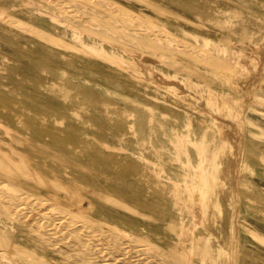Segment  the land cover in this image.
Here are the masks:
<instances>
[{
    "label": "rangeland",
    "instance_id": "rangeland-1",
    "mask_svg": "<svg viewBox=\"0 0 264 264\" xmlns=\"http://www.w3.org/2000/svg\"><path fill=\"white\" fill-rule=\"evenodd\" d=\"M109 1L106 0L104 5L98 0H0V18L6 20L0 19V126L4 124L3 127H8V130L0 128V147L6 151L10 147V153L14 157L29 160V167L36 163L40 171L53 174V177H58L64 183L76 186L73 188L76 191L70 188L48 196V193L35 184L21 186L0 179L4 185L0 184V197L3 198H0V264H172L175 258L179 264L203 263L198 257V241L203 231L199 226H192L193 212L185 201L188 189L178 184L182 183L179 177L187 174H182L181 163L188 161L193 165L198 164L199 159L206 157L205 154L213 149V144L219 141L220 132L214 126L215 118L226 126L222 133L234 140L235 153L237 152L232 161L233 187L227 190L229 197L233 195L230 199L236 211L232 220L235 232L232 241L235 250L232 248L234 253L230 254L232 263L264 264V0ZM140 1L143 3L140 4ZM68 2L70 3L67 5ZM84 5L86 8L88 6L89 15L84 13L87 10ZM120 18L124 23L119 21ZM7 21L16 22L19 27L12 26ZM130 22L137 23L130 25ZM121 24L123 25L120 26ZM28 27L33 28L32 33L35 30L44 31L58 41L52 46L51 43L38 41L32 37L33 34L28 33ZM81 37L87 43L91 39L100 40L105 46L110 45L121 52L133 49L132 51L150 55L149 58L153 60L148 66V73L142 74L136 63L132 62H126L125 67L132 68L134 72L138 70L137 73L131 74L128 69L126 72V68L117 63H110L88 51ZM65 46L69 47L68 50ZM253 54H257L258 61H248L247 57ZM116 57L119 60V56ZM16 94L19 98H16ZM51 110L57 115L50 113ZM54 126L56 127L52 128ZM36 130L40 133L39 136H36ZM68 141L70 145L67 144ZM77 141L83 142L80 144ZM48 148L56 149V153ZM41 153L44 154L40 155ZM61 155L65 158H61ZM62 159H66L65 162ZM54 163L56 166H53ZM54 167H57V171ZM75 167L78 169H74ZM18 170L24 173L27 169L20 167ZM58 172L61 178L57 175ZM189 174L190 172L188 176ZM112 176L117 177L114 180ZM67 178L70 182L66 181ZM5 185L11 188L8 189ZM118 189H122V193ZM134 192L136 193L133 194ZM21 193L40 197L43 206L32 204ZM80 193L87 196L85 200L79 199L82 196ZM55 197L58 203L52 199ZM236 204H239L238 207ZM131 208L140 211L143 219H139ZM56 210L58 211L55 212ZM145 215L148 216L147 219ZM31 232L33 233L30 234ZM112 233H117L119 238L116 239ZM125 241L130 248L123 247ZM192 252H196L195 255ZM259 258L260 262L256 260ZM209 260L203 264H212Z\"/></svg>",
    "mask_w": 264,
    "mask_h": 264
},
{
    "label": "bare ground",
    "instance_id": "bare-ground-1",
    "mask_svg": "<svg viewBox=\"0 0 264 264\" xmlns=\"http://www.w3.org/2000/svg\"><path fill=\"white\" fill-rule=\"evenodd\" d=\"M36 1H38V0H36ZM46 1H48V0H46ZM51 1V0H50ZM57 1V0H56ZM86 1V0H85ZM98 1H102V0H98ZM111 1V0H110ZM109 1V2H110ZM9 2H11V1H9ZM40 2V1H39ZM62 2V1H61ZM60 2V3H61ZM90 2H91V0H90ZM92 2H94V1H92ZM97 2V1H96ZM95 2V3H96ZM106 2V0L105 1H102L101 3L103 4L104 3V5L106 4L105 3ZM123 2V1H122ZM136 2V1H135ZM141 2L142 1H140V4H141ZM2 3V2H1ZM5 3V2H4ZM49 3V2H48ZM51 3V2H50ZM70 2H68L67 3V5L69 4ZM95 3H93V4H95ZM98 3V2H97ZM96 3V4H97ZM143 3V2H142ZM10 4V3H9ZM15 4V3H14ZM43 4V3H42ZM53 4H55V3H53ZM62 4V3H61ZM65 4V3H64ZM63 4V5H64ZM71 4H73V3H71ZM92 4V3H91ZM102 4H100V5H102ZM156 4V3H155ZM159 4V3H158ZM157 4V5H158ZM2 5V4H1ZM41 5V4H40ZM44 5H46L45 3H44ZM57 5V4H56ZM59 5V4H58ZM57 5V6H58ZM76 4H74V6H75ZM78 5V4H77ZM98 5H99V3H98ZM109 5V4H108ZM107 5V6H108ZM3 6H6V5H3ZM9 6V5H8ZM54 5H52V7H53ZM60 6V5H59ZM85 6V8H86V5H84ZM92 6V5H91ZM143 6H145V5H143ZM7 7V6H6ZM68 7V6H67ZM101 7V6H100ZM109 8L111 7L110 5L108 6ZM113 7V6H112ZM7 8H9V7H7ZM6 8V9H7ZM53 8H55V7H53ZM61 8V7H60ZM62 8H64V7H62ZM79 8H81V7H79ZM95 8V7H94ZM93 8V10H95ZM118 8V7H117ZM148 8V7H147ZM59 9V8H58ZM65 9H66V7H65ZM82 9V8H81ZM87 10H86V12H84V13H87L88 12V6H87V8H86ZM90 9H92V8H90ZM98 9V8H97ZM106 8H104V10H105ZM119 9H120V7H119ZM154 9V8H153ZM9 10V9H8ZM83 10V9H82ZM99 10H100V8H99ZM103 10V11H104ZM107 10H108V8H107ZM116 10V9H115ZM121 10V9H120ZM165 10V9H164ZM19 11V10H18ZM50 11V10H49ZM62 11H64V10H62ZM68 11H70L69 10V8H68ZM101 11V10H100ZM124 11V10H123ZM7 12V11H6ZM12 12V11H11ZM16 12V11H15ZM55 12V11H54ZM66 12H67V10H66ZM90 12V11H89ZM95 12V11H94ZM114 12V11H113ZM125 12V11H124ZM156 12V11H155ZM159 12V11H158ZM49 13V12H48ZM68 13V12H67ZM93 13V12H92ZM98 13V12H97ZM97 13H96V15H97ZM118 13V12H117ZM164 13H166V12H164ZM163 13V15H166V14H164ZM171 13V12H170ZM10 14V13H9ZM14 14V13H13ZM19 14H21L20 12H19ZM24 14H25V12H24ZM27 14V13H26ZM25 14V15H26ZM50 14H52V13H50ZM74 14V13H73ZM88 14V13H87ZM86 14V15H87ZM107 14V13H106ZM112 14V13H111ZM168 14H169V12H168ZM6 15V14H5ZM30 15V14H29ZM53 15V14H52ZM89 15V14H88ZM94 15H95V13H94ZM99 15H100V13H99ZM98 15V16H99ZM118 15V14H117ZM147 15V14H146ZM157 15V14H156ZM61 16V15H60ZM59 16V17H60ZM83 16V15H82ZM98 16H95V18L96 17H98ZM108 16V15H107ZM111 16V15H110ZM132 17H134V15H131ZM142 16V15H141ZM8 17V16H7ZM20 17H22V16H20ZM19 17V18H20ZM24 17V16H23ZM58 17V18H59ZM63 17V16H62ZM94 17V16H93ZM112 17V16H111ZM2 18V17H1ZM0 18V19H1ZM14 18V17H13ZM109 18V17H108ZM127 18V17H126ZM130 18V17H129ZM137 18V17H136ZM3 19V18H2ZM61 19V18H60ZM63 19V18H62ZM94 19V18H93ZM97 19V18H96ZM104 19V18H103ZM114 19V18H113ZM118 19V18H117ZM116 19V20H117ZM131 19V18H130ZM138 19V18H137ZM4 20V19H3ZM2 20V21H3ZM17 20H19V19H17ZM26 20V19H25ZM73 20V19H72ZM83 20V19H82ZM97 20H100V19H97ZM105 20V19H104ZM123 20V19H122ZM121 20V18H120V20L119 21H121V22H123ZM135 20V19H134ZM133 20V21H134ZM1 21V22H2ZM5 22H6V20H4ZM31 21H34V20H31ZM75 21H77V20H75ZM95 21V20H94ZM114 21V20H113ZM129 21H131V20H129ZM140 21V20H139ZM8 22V21H7ZM35 22V21H34ZM70 22V21H69ZM73 22V21H72ZM89 22H90V20H89ZM120 22V23H121ZM144 22V21H143ZM10 25H12V26H15V27H19L18 26V24L16 23V22H12V21H10V22H8ZM37 23V22H36ZM64 23H66V22H64ZM88 23V22H87ZM93 23V22H92ZM111 23V22H110ZM109 23V24H110ZM124 23V22H123ZM126 23H128V22H126ZM137 23V22H136ZM136 23H134V24H136ZM139 23V22H138ZM148 23H150V22H148ZM34 24V23H33ZM32 24V25H33ZM40 24V23H39ZM68 24V23H67ZM95 24V23H94ZM111 24H113V23H111ZM132 23L130 22V25H131ZM134 24H132V25H134ZM145 24V23H144ZM194 24V23H193ZM200 24V23H199ZM198 24V25H199ZM28 25V24H27ZM38 25V24H37ZM77 25V24H76ZM90 25V24H89ZM114 25V24H113ZM123 24H121L120 26H122ZM125 25V24H124ZM6 26H8V25H6ZM42 26V25H41ZM108 26V25H107ZM150 26V25H149ZM200 26V25H199ZM78 27H80L79 25H78ZM86 27H88V25L86 26ZM93 27H95V26H93ZM92 27V28H93ZM101 27V26H100ZM128 27V26H127ZM137 27V26H136ZM143 27V26H142ZM147 27V26H146ZM29 28V27H28ZM46 28V27H45ZM64 28V27H63ZM89 28V27H88ZM96 28H97V26H96ZM117 28V27H116ZM120 28V27H119ZM122 28H124V26L122 27ZM131 28H133V27H131ZM138 28V27H137ZM144 28V30L146 29L145 28V26L143 27ZM30 29V28H29ZM56 29V28H55ZM87 29V28H86ZM112 29V28H111ZM121 29V28H120ZM125 29V28H124ZM140 29V28H139ZM147 29H149V28H147ZM1 30V29H0ZM15 30V29H14ZM35 30V29H34ZM80 30V29H79ZM95 30V29H94ZM96 30H98V29H96ZM106 30H107V28H106ZM115 30V29H114ZM126 30V29H125ZM142 30V29H141ZM144 30H142L143 32H144ZM150 30H151V28H150ZM28 31V30H27ZM31 31V32H30ZM32 31H33V28L32 29H30L29 30V32L28 33H31V34H33L32 35V37L34 36V39L35 38H37V40L39 39V40H41V41H43L45 44L46 43H51V45L50 46H52V44L53 43H55V41H58V40H56V38L55 37H53V36H51V35H48V34H45V32L43 31V32H41V31H36L35 30V32L34 33H32ZM88 31H90V30H88ZM92 31V30H91ZM108 31V30H107ZM115 31H117V30H115ZM119 31V30H118ZM117 31V32H118ZM121 31V30H120ZM147 31V30H146ZM145 31V32H146ZM152 31H154V30H152ZM152 31H151V33H152ZM158 31V30H157ZM20 32V31H19ZM50 32V31H49ZM61 32H63L62 30H61ZM71 32V31H70ZM93 32V31H92ZM116 32V33H117ZM122 32V31H121ZM57 33V32H56ZM65 33V32H64ZM111 33V32H110ZM115 33V32H114ZM123 33V32H122ZM141 33V32H140ZM160 33V32H159ZM23 34V33H22ZM52 34V33H51ZM55 34V33H54ZM58 34V33H57ZM105 34V33H104ZM135 34V33H134ZM142 34V33H141ZM149 34V33H148ZM155 34V33H154ZM27 35V34H26ZM90 35H92V34H90ZM108 35V34H107ZM112 35V34H111ZM111 35H109V36H111ZM144 35V34H143ZM152 35H153V33H152ZM156 35V34H155ZM158 35V34H157ZM89 36V35H88ZM108 36V37H109ZM121 36V35H120ZM151 36V35H150ZM158 36H160L161 37V35H158ZM157 36V37H158ZM162 36H164V35H162ZM103 37V36H102ZM105 37V36H104ZM114 37V36H113ZM123 37H124V34H123ZM123 37H119L118 36V38H123ZM88 38V37H87ZM150 38H152V37H150ZM154 38V37H153ZM89 39H91V38H89ZM123 39H125V38H123ZM38 40V41H39ZM67 40V39H66ZM131 40V39H130ZM129 40V41H130ZM65 41V40H64ZM81 41H83V38L81 37ZM102 41H104V40H102ZM122 41V40H121ZM129 41H128V43H129ZM134 41V40H133ZM147 41H148V39H147ZM70 42V41H69ZM106 42V41H105ZM115 42V41H114ZM131 42V41H130ZM151 42H153V41H151ZM63 43V42H62ZM67 43V42H66ZM66 43H64V44H66ZM125 43H127V42H125ZM131 43H133V42H131ZM34 44H35V42H34ZM40 44H41V42H40ZM68 44V43H67ZM83 44L85 45V48L88 50V51H90L91 53L93 52L95 55H99V56H101L102 58H105L106 60H109V62L111 61V62H115V63H117L118 65H120V66H122V67H124V68H126L125 67V63L126 62H132L133 64H135L136 63V65L138 66V69L141 71V73L142 74H145V73H148V71H149V69H148V66H150V64H151V59L149 58V56L150 55H146V54H144V53H141V52H137V51H132L133 49H129V50H126V51H123L122 50V52L121 51H118V50H116V49H114V48H112V46H105V44H103L100 40H95V39H91V40H89V43H87L86 41L84 42L83 41ZM108 44V43H107ZM116 44V43H115ZM62 45V44H61ZM132 46H133V44H131ZM56 46V45H55ZM64 46V45H63ZM113 46H115V45H113ZM118 46V45H117ZM169 46V45H168ZM167 46V47H168ZM58 47V46H57ZM133 47H135V46H133ZM141 47V46H140ZM40 48V47H39ZM48 48V47H47ZM64 48V47H63ZM65 48L67 49V48H69L68 46L66 47L65 46ZM83 48V47H82ZM120 48V47H119ZM147 48V47H146ZM158 47H156V49H157ZM165 48V47H164ZM170 48V47H169ZM168 48V49H169ZM249 48V47H248ZM48 49H50V48H48ZM124 49V48H123ZM145 49V48H144ZM151 49V48H150ZM172 49V48H171ZM64 50V49H63ZM68 50V49H67ZM147 50V49H146ZM253 51L255 50L254 49V47H253V49H252ZM140 51V50H139ZM156 51V50H155ZM76 52V51H75ZM84 52V51H83ZM150 52H152V51H150ZM153 52H154V50H153ZM56 53H57V51H56ZM77 53H79V52H77ZM175 53V52H174ZM179 53V52H178ZM61 54H63V53H61ZM76 54V53H75ZM80 54V53H79ZM150 54H152V53H150ZM160 54V53H159ZM59 55V54H58ZM257 55V54H256ZM256 55H254L253 54V56H250V57H247V59H248V61L249 60H257L258 61V59H257V56ZM64 56V55H63ZM84 56V55H83ZM116 56H119V60L117 59V57ZM158 56H160V55H158ZM157 56V57H158ZM56 58V57H55ZM80 58V57H79ZM178 58V57H177ZM65 59V58H64ZM92 59V58H91ZM63 60V59H62ZM75 60V59H74ZM77 60V59H76ZM75 60V61H76ZM84 60V59H83ZM95 60V59H94ZM105 60V61H106ZM153 60V59H152ZM98 61V60H97ZM85 62V61H84ZM87 62V61H86ZM99 62V61H98ZM110 62V63H111ZM105 63V62H104ZM108 63V62H107ZM14 64V63H13ZM78 64V63H77ZM93 64V63H92ZM102 64V63H101ZM88 65V64H87ZM104 65V64H103ZM108 65V64H107ZM113 65V64H112ZM60 66V65H59ZM97 66H98V64H97ZM135 66V65H134ZM100 67V66H99ZM104 67V66H103ZM111 67H113V66H111ZM121 67V68H122ZM8 68V67H7ZM100 68H102V67H100ZM6 69V68H5ZM60 69H62V68H60ZM60 69H59V71H60ZM85 69V68H84ZM94 69V68H93ZM97 69V68H96ZM123 69V68H122ZM127 69L131 72V74H133V73H137V71L136 72H134V70H132V68L130 69V68H126V72H127ZM63 70V69H62ZM89 70V69H88ZM124 70V69H123ZM94 71V70H93ZM122 71V70H121ZM1 72V71H0ZM5 72V71H4ZM11 72V71H10ZM96 71H94V73H95ZM112 72V71H111ZM119 72V71H118ZM123 72V71H122ZM43 73V72H42ZM120 73V72H119ZM4 74V73H3ZM62 74V73H61ZM64 74V73H63ZM79 74H81L80 72H79ZM140 74V73H139ZM13 75V74H12ZM17 75V74H16ZM129 75V74H128ZM135 75V74H134ZM138 75V74H137ZM10 76V75H9ZM108 76V75H107ZM222 76V75H221ZM7 77V76H6ZM5 77V78H6ZM16 78V77H15ZM129 78V77H128ZM16 79H18V77L16 78ZM127 79V78H126ZM50 80V79H49ZM102 80V79H101ZM133 80V79H132ZM14 81V80H13ZM16 81V80H15ZM26 81H28V80H26ZM52 81V80H51ZM22 82H23V80H22ZM49 82V81H48ZM47 82V83H48ZM17 83V82H16ZM16 83H14V84H16ZM29 83V82H28ZM31 84V83H30ZM49 84V83H48ZM48 84H46V85H48ZM232 85V84H231ZM57 86V85H56ZM202 86V85H201ZM4 87V86H3ZM12 87V86H11ZM59 87V86H58ZM1 88V87H0ZM8 88V87H7ZM40 88V87H39ZM42 88V87H41ZM46 89V88H45ZM44 89V90H45ZM56 89V88H55ZM62 89V88H61ZM4 90V89H3ZM9 90V89H8ZM7 90V91H8ZM41 90V89H40ZM60 90V89H59ZM6 91V90H5ZM51 91V90H50ZM77 91V90H76ZM10 92V91H9ZM56 92V91H55ZM2 93V92H1ZM45 93V92H44ZM4 94H6V93H4ZM18 94V93H17ZM17 94H16V98H19V97H17ZM75 95V94H74ZM81 95V94H80ZM85 95V94H84ZM10 96V95H9ZM19 96V95H18ZM59 96V95H58ZM64 96V95H63ZM62 96V97H63ZM68 96V95H67ZM23 97V96H22ZM27 97V96H26ZM44 97V96H43ZM60 97V96H59ZM75 97V96H74ZM53 98H54V96H53ZM65 98V97H64ZM68 98V97H67ZM66 98V99H67ZM46 99V98H45ZM56 99V98H55ZM66 99H65V101H66ZM53 100V99H52ZM51 100V101H52ZM56 100H58V99H56ZM59 101V100H58ZM222 101V100H221ZM248 101V100H247ZM15 102H16V99H15ZM37 102V101H36ZM24 103V102H23ZM62 103L63 102H61V105H62ZM187 103V102H186ZM190 103V102H189ZM18 104V103H17ZM67 104V103H66ZM2 105V104H1ZM44 105V104H43ZM68 105V104H67ZM71 105V104H70ZM190 105V104H189ZM24 106V105H23ZM60 106V105H59ZM73 106V105H72ZM186 106H188L187 104H186ZM3 107V106H2ZM61 107V106H60ZM74 107V106H73ZM4 108V107H3ZM20 108H21V106H20ZM23 108V107H22ZM41 108V107H40ZM44 109H45V107H43ZM62 108V107H61ZM60 108V109H61ZM63 108H64V105H63ZM78 108V107H77ZM187 108V107H186ZM189 108V107H188ZM26 109V108H25ZM9 110V109H8ZM11 110V109H10ZM13 110H16V109H13ZM48 110H50V109H48ZM65 110V109H64ZM6 111H7V109H6ZM19 111V110H18ZM1 112V111H0ZM24 112V111H23ZM44 112V111H43ZM50 113L51 112H54V111H49ZM91 112V111H90ZM15 113V112H14ZM17 113V112H16ZM46 113V112H45ZM55 113V112H54ZM108 114V113H107ZM3 115H5V113L3 114ZM7 115V114H6ZM11 115V114H10ZM25 115V114H24ZM27 115V114H26ZM25 115V116H26ZM37 115V114H36ZM53 115H57L56 113L55 114H53ZM109 115V114H108ZM11 116H13V115H11ZM19 116V115H18ZM39 116V115H38ZM41 116V115H40ZM43 116V115H42ZM70 116V115H69ZM5 117V116H4ZM7 117H8V115H7ZM27 117V116H26ZM25 117V118H26ZM30 117V116H29ZM60 117V116H59ZM63 117V116H62ZM12 119H13V117H11ZM36 118V117H35ZM44 118H45V116H44ZM96 118H97V116H96ZM95 118V119H96ZM10 119V118H9ZM28 119V118H27ZM40 119V118H39ZM49 119V118H48ZM47 119V120H48ZM54 119H55V117H54ZM61 119V118H60ZM67 119V118H66ZM71 119V118H70ZM22 120V119H21ZM29 120V119H28ZM28 120H26L25 119V121H28ZM52 120V119H51ZM10 121H11V119H10ZM30 121V120H29ZM35 121H36V119H35ZM43 121V120H42ZM67 121V120H66ZM8 122H9V120H8ZM12 122V121H11ZM17 122V121H16ZM37 122H38V120H37ZM37 122H35V124H37ZM52 122V121H51ZM57 122V121H56ZM61 122H62V120H61ZM69 121H67V123H68ZM79 122V121H78ZM96 122V121H95ZM214 122H215V127H216V129L220 132V135H218L219 136V141L217 142V143H215V144H213V149H211V151H208L209 153H206L205 155H206V157H203V158H200L199 159V162H198V164H195L194 163V165L193 164H191V162L189 163L188 161H183L181 164V166L183 167V173L182 174H184L185 172L187 173L186 175H183V177H179L181 180H182V183H181V185L180 184H178L179 186H181V187H183V188H185V189H188V197L185 199V201L187 202V204H188V207L192 210V214H193V216H192V219H193V222H192V226H199L198 228H202V231H203V235H202V237H201V239L198 241L199 242V245H198V253H199V255H198V257H199V260L201 261V262H205L206 260H209V261H211V263L212 264H233L232 263V256L230 255L231 254V252H233L234 253V251H232V243H234V242H232L233 241V238H234V235H235V232H234V227H233V224L234 223H232V220L234 219V205H233V203H232V196L230 195V197H231V199H230V197L228 196V193H227V190H230V189H232L231 187H233V183H231V180L233 179V177H232V168H233V163H232V161H233V157H234V155H236L237 154V152L235 153V142H234V140L232 139V140H230V138L231 137H226V136H224L223 135V129L224 128H226V126L223 124V122H220L217 118H215L214 119ZM13 123V122H12ZM11 123V124H12ZM58 123H59V121H58ZM84 123H85V121H84ZM3 123H1V125H2ZM29 124H31V123H29ZM33 124V123H32ZM48 124H50V123H48ZM203 124V123H202ZM4 125V124H3ZM3 125L2 126H0V128L2 129V127H3ZM74 125V124H73ZM118 125V124H117ZM147 125V124H146ZM6 126V125H5ZM3 127V128H7V130H8V127ZM8 126V125H7ZM13 126H14V124H13ZM41 126H45V125H42L41 124ZM69 126V125H68ZM103 126V125H102ZM150 126V125H149ZM36 127V126H35ZM38 127V126H37ZM50 127H51V125H50ZM56 126H54V127H52V128H55ZM65 127H67L66 125H65ZM116 127H118V126H116ZM16 128V127H15ZM31 128V127H30ZM40 128V127H39ZM48 128H49V125H48ZM51 128V129H52ZM59 128V127H58ZM57 128V129H58ZM68 128V127H67ZM80 128V127H79ZM230 128V127H229ZM17 129H18V126H17ZM34 129V128H33ZM62 129H64V127L62 128ZM70 129V128H69ZM75 129L77 130V128L75 127ZM75 129H73V130H75ZM80 129H82V127L80 128ZM79 129V130H80ZM83 129H86V128H83ZM114 129H116V128H114ZM119 129V128H118ZM5 131H6V129H4ZM11 130V129H10ZM14 130V129H13ZM19 131H21V129H18ZM40 131H41V129H39ZM54 130V129H53ZM52 130V131H53ZM56 130V129H55ZM60 131H61V129H59ZM65 130V129H64ZM68 130V129H67ZM185 130V129H184ZM229 130V129H228ZM37 131V130H36ZM26 132V131H25ZM34 131H32V133H33ZM38 132V131H37ZM43 132H44V130H43ZM48 132V131H47ZM56 132V131H55ZM75 132V131H74ZM88 132V131H87ZM1 133V132H0ZM7 133V132H6ZM6 133H4L5 135H6ZM10 133V132H9ZM11 133H12V130H11ZM17 133V132H16ZM28 133V132H27ZM35 133V132H34ZM58 133V132H57ZM62 133V132H61ZM76 133V132H75ZM227 133V132H226ZM3 134V135H4ZM12 134H15V132L14 133H12ZM21 134V133H20ZM19 134V135H20ZM38 134H40L39 132L36 134V136L38 135ZM44 134V133H43ZM59 134H60V132H59ZM83 134H85V133H83ZM238 134H239V132H238ZM16 135V134H15ZM22 135V134H21ZM45 135V134H44ZM57 135V134H56ZM76 135V134H75ZM78 135V134H77ZM87 135H89V134H87ZM86 135V136H87ZM108 135V134H107ZM235 135H237V134H235ZM12 136V135H11ZM39 136V135H38ZM41 136V135H40ZM65 136V135H64ZM73 136H74V133H73ZM238 136V135H237ZM2 137V136H1ZM9 137V136H8ZM30 137V136H29ZM32 137H34L33 135H32ZM60 138H61V136H59ZM72 137V136H71ZM76 137V136H75ZM17 138V137H16ZM36 138H40V137H36ZM56 138H57V136H56ZM76 138H78V137H76ZM234 138V137H233ZM1 139V138H0ZM8 139V138H7ZM22 139H24V138H22ZM32 139V138H31ZM45 139V138H44ZM72 139H73V137H72ZM2 140V139H1ZM0 140V141H1ZM41 140V139H40ZM39 140V141H40ZM50 140V139H49ZM63 140V139H62ZM66 140V139H65ZM69 140V139H68ZM78 140H80V138L78 139ZM237 140V139H236ZM5 141V140H4ZM10 141V140H9ZM71 141V140H70ZM74 141V144H75V140H73ZM72 141V142H73ZM95 141V140H94ZM12 142V141H11ZM77 142H79V141H77ZM81 142H83V141H81ZM81 142H79L80 144H81ZM1 143V142H0ZM2 143H3V141H2ZM7 143V142H6ZM10 143V142H9ZM15 143V142H14ZM24 143V142H23ZM69 143V141L67 142V144ZM4 144V143H3ZM12 144V143H11ZM31 144V143H30ZM56 144V143H55ZM62 144V143H61ZM5 145V144H4ZM13 145V144H12ZM26 145H28V144H26ZM56 145H59V144H56ZM63 145V144H62ZM69 145H70V143H69ZM75 145H77V144H75ZM75 145H72V147L73 148H75ZM6 147H7V145H6ZM13 147H14V145H13ZM19 147H20V145H19ZM32 147H33V145H32ZM38 147L40 148L41 147V145H38ZM42 147H43V145H42ZM59 147H60V145H59ZM63 147H64V145H63ZM71 147V148H72ZM77 147H78V145H77ZM236 147H237V144H236ZM1 148V147H0ZM5 148V147H4ZM34 148V147H33ZM46 148V147H45ZM52 148V147H51ZM51 148H48L49 150H51V152H53L52 150H54V149H51ZM82 148V147H81ZM101 148V147H100ZM38 149V148H37ZM65 149V148H64ZM76 149V148H75ZM237 149V148H236ZM5 150V149H4ZM4 150H2V148H1V150H0V179H3V180H8V181H11V182H14V183H16V184H20L21 186H24V185H30L31 186V184H35V186H37V188H39V189H41V190H44L46 193H48V196H49V194H58V193H60L61 191H66V190H70V188L73 190V191H76V190H74L75 189V187L73 186V184L72 185H70L68 182V184H66V183H64L63 182V180H60L58 177H53V174L52 175H48V174H46V173H44L43 171H40L39 169H38V165L36 164V163H33V165L32 166H30L29 167V163H28V161H25V160H21V159H18V158H16V157H14V155L13 154H11L10 153V147H9V152L8 151H4ZM13 149L11 148V151H12ZM18 150V149H17ZM26 150V149H25ZM31 150H33V149H31ZM56 150V149H55ZM54 150V151H55ZM67 150V149H66ZM72 150V149H71ZM71 150H69L68 152L70 153V151ZM80 150V149H79ZM238 150V149H237ZM21 151V150H20ZM27 151V150H26ZM38 151V150H37ZM45 151H46V149H45ZM13 152V151H12ZM22 152V151H21ZM25 152V151H24ZM40 152V151H39ZM38 152V153H39ZM42 152V151H41ZM59 152V151H58ZM57 152V153H58ZM86 152V151H85ZM20 153V152H19ZM34 153V152H33ZM45 153V152H44ZM44 153H41L40 155H42V154H44ZM54 153V152H53ZM55 153H56V151H55ZM65 153V152H64ZM49 154V153H48ZM47 154V155H48ZM71 154V153H70ZM73 154V153H72ZM34 155H37V154H35L34 153ZM50 155V154H49ZM48 155V156H49ZM58 155V154H57ZM57 155H56V157H57ZM69 155V154H68ZM30 156V155H29ZM44 156V155H43ZM51 156V155H50ZM59 156V155H58ZM62 157L61 158H65L63 155H61ZM67 156V155H66ZM132 156V155H131ZM151 156V155H150ZM21 157H23V156H21ZM31 157V156H30ZM29 157V158H30ZM33 157V156H32ZM31 157V158H32ZM36 157H39V156H36ZM79 157V156H78ZM26 158H27V156H26ZM41 158V157H40ZM67 158V157H66ZM73 158H75V157H73ZM113 158H114V156H113ZM240 158V157H239ZM28 159V158H27ZM34 159V158H33ZM54 159V158H53ZM77 159V158H76ZM76 159L74 160V162L76 161ZM84 159V158H83ZM156 159V158H155ZM55 160V159H54ZM60 161H61V159H59ZM63 160V159H62ZM66 160V159H65ZM65 160H63L64 162H65ZM69 160V159H68ZM193 160V159H192ZM43 161V160H42ZM55 161H57V159L55 160ZM71 161H73V160H71ZM78 161V160H77ZM148 161V160H147ZM197 161V160H196ZM36 162H38V161H36ZM46 162H48V161H46ZM81 162V161H80ZM112 162V161H111ZM155 162V161H154ZM39 163H40V160H39ZM38 163V164H39ZM58 163V162H57ZM68 163V162H67ZM66 163V164H67ZM157 163V162H156ZM29 164V165H28ZM61 164V163H60ZM62 164H64V163H62ZM79 163H77V165H78ZM51 165V164H50ZM49 166V165H48ZM53 166H56V163H54V165ZM80 166V165H79ZM147 166V165H146ZM20 167H24V168H26L27 170H25V172L24 173H22V172H19V168ZM40 167H41V163H40ZM43 167H45V164H44V166ZM42 167V168H43ZM69 167H70V165H69ZM73 167V166H72ZM71 167V168H72ZM82 167V166H81ZM145 167V166H144ZM51 168V167H50ZM55 168V167H54ZM57 168V167H56ZM56 168H55V170H56ZM80 168V167H79ZM85 167H83V169H84ZM155 168V167H154ZM44 169V168H43ZM47 170H48V168H46ZM65 169V168H64ZM69 169V168H68ZM73 169V168H72ZM74 169H78V168H74ZM149 169V168H148ZM152 169V168H151ZM54 170V171H55ZM66 170V169H65ZM70 170V169H69ZM80 170H81V168H80ZM86 170V169H85ZM157 170V169H156ZM155 170V171H156ZM51 171H52V169H51ZM50 171V172H51ZM57 171V170H56ZM82 171V170H81ZM142 172H143V169L141 170ZM147 171V170H146ZM153 171V170H152ZM60 172V171H59ZM59 172H58V174L57 175H59ZM87 172V171H86ZM112 172V171H111ZM154 172V171H153ZM188 172H190V174H189V176H188ZM71 173V172H70ZM87 173H89V172H87ZM148 173V172H147ZM56 174V173H55ZM66 173H64V175H65ZM192 174V175H191ZM56 175V176H57ZM68 175V174H67ZM66 175V176H67ZM74 175V174H73ZM60 176V175H59ZM90 176V175H89ZM65 177V176H64ZM76 177V176H75ZM117 177V176H116ZM115 176L113 177L112 176V178H114V180H115V178H116ZM158 177V176H157ZM60 178H61V176H60ZM71 178V177H70ZM101 178V177H100ZM142 178V177H141ZM66 179V178H65ZM68 179V178H67ZM91 179V178H90ZM95 179V178H94ZM180 180V181H181ZM66 181H69L70 182V180L68 179V180H66ZM76 181V180H75ZM160 181V180H159ZM158 181V182H159ZM2 180L0 181V184L2 185V186H4L3 184H2ZM72 182V181H71ZM77 182V181H76ZM73 183V182H72ZM234 183H235V179H234ZM5 184V183H4ZM121 184V183H120ZM146 184V183H145ZM26 185V186H27ZM81 185V184H80ZM124 185V184H123ZM157 185V184H156ZM7 188L9 187L8 185H5ZM29 186V187H30ZM127 186V185H126ZM131 186V185H130ZM154 186V185H153ZM34 187V186H33ZM117 187V186H116ZM124 187V186H123ZM156 187V186H155ZM163 187V186H162ZM238 187V186H237ZM0 188H2V187H0ZM11 187H9L8 189H10ZM23 188H25V187H23ZM28 188V187H27ZM36 188V190L37 191H39L38 189ZM74 188V189H73ZM119 188H120V186H119ZM128 189L130 188V187H127ZM163 188H165V186L163 187ZM3 189H4V187H3ZM32 189V188H31ZM77 189H79L78 187H77ZM84 189V188H83ZM83 189H81V190H83ZM125 189V188H124ZM6 190V189H5ZM11 190H13V188L11 189ZM130 190H131V188H130ZM149 190V189H148ZM171 190V189H170ZM172 190H174V189H172ZM2 191V190H1ZM7 191V190H6ZM32 191H34V188H33V190ZM118 191L120 192V193H122V189H121V191L118 189ZM134 191H136V189L134 190ZM3 192V191H2ZM14 192V191H13ZM12 192V193H13ZM15 192H16V190H15ZM18 192V191H17ZM24 192V191H23ZM22 192V193H23ZM44 192V193H45ZM79 192V191H78ZM82 192V191H81ZM84 192V191H83ZM88 192V191H87ZM105 192H106V190H105ZM131 192V191H130ZM235 192H237V191H235ZM3 193H5V192H3ZM21 193V194H22ZM35 193H37V192H35ZM40 193V192H39ZM85 193H86V191H85ZM115 193V192H114ZM119 193V194H120ZM129 193V192H128ZM136 192H134L133 194H135ZM137 193H138V191H137ZM170 193V192H169ZM175 193V192H174ZM10 194V193H9ZM13 194H15V193H13ZM77 194V193H76ZM81 194V193H80ZM109 194V193H108ZM117 194V193H116ZM130 194V196H131V193H129ZM157 194H159L158 192H157ZM161 194H162V192H161ZM165 194V193H164ZM23 195V194H22ZM53 195H51V197L53 196ZM64 195V194H63ZM66 195V194H65ZM82 195V194H81ZM144 195V194H143ZM235 195H237V193L235 194ZM14 196V195H13ZM24 197V199H26V200H28L29 202H31L32 204H37V205H40L41 204V201H42V199L40 198V197H38V196H31L30 194H25V195H23ZM42 196V195H41ZM47 196V197H48ZM126 196V194L124 195V197ZM141 196V195H140ZM156 196V195H155ZM162 196V195H161ZM18 197V196H17ZM42 197H44V196H42ZM71 197H74V196H71ZM87 196L85 195H82L81 196V198H79V199H84V198H86ZM123 197V196H122ZM129 196L127 195V198H128ZM132 197H134V196H132ZM135 197H136V195H135ZM172 197H173V195H172ZM236 197V196H235ZM1 199H3L2 197H0ZM5 198V197H4ZM48 198H50V197H48ZM56 198L57 197H55V198H52V199H54L55 201H56ZM75 198H77L78 199V197L76 196ZM75 198H73V203H74V199ZM95 198V197H94ZM147 198V197H146ZM175 198V197H174ZM185 198V197H184ZM19 199V198H18ZM51 199V198H50ZM68 199V198H67ZM91 199V198H90ZM97 199H98V197H97ZM110 199V198H109ZM125 200H126V198H124ZM130 199V201H131V198H129ZM171 199H173V198H171ZM22 200V199H21ZM58 200H59V198H58ZM63 200V199H62ZM85 200V199H84ZM100 200V199H99ZM104 200V199H103ZM237 200H238V198H237ZM54 201V202H55ZM80 201V200H79ZM78 201V202H79ZM86 201H87V199H86ZM91 201H92V203H95V201L94 200H92L91 199ZM101 201V200H100ZM110 201V200H109ZM174 201V200H173ZM235 201H236V198H235ZM25 202V201H24ZM45 202V201H44ZM47 202H49V201H47ZM57 203L59 202V201H56ZM63 202H66L67 203V201H63ZM68 202H69V200H68ZM71 203H72V201H70ZM103 202V201H102ZM132 202V201H131ZM134 202V201H133ZM155 202V201H154ZM182 202V201H181ZM251 202V201H250ZM254 202V201H253ZM51 202H49V203H47V204H50ZM116 203H118V201L116 202ZM177 203V202H176ZM237 203H238V201H237ZM1 204V203H0ZM30 204V203H29ZM46 204V205H47ZM64 204V203H63ZM69 204V203H68ZM107 204V203H106ZM108 204H110V203H108ZM140 204V203H139ZM138 204V205H139ZM142 205H143V203H141ZM149 204H150V202H149ZM164 204V203H163ZM181 204V203H180ZM179 204V205H180ZM2 205V204H1ZM6 205V204H5ZM4 204H3V206H5ZM36 205V206H37ZM42 206H43V204H41ZM40 205V206H41ZM51 205V204H50ZM78 205V204H77ZM117 205V204H116ZM118 205H120V204H118ZM141 205V206H142ZM152 206H153V204H151ZM172 205H173V203H172ZM239 205V204H238ZM238 205L236 204V206L238 207ZM7 206V205H6ZM53 206H55L54 204H53ZM80 206V205H79ZM79 206L77 207V208H79ZM82 206V205H81ZM87 206V205H86ZM109 206H111V205H109ZM113 207H115L114 205H112ZM124 206V205H123ZM140 206V205H139ZM8 207V206H7ZM21 207V206H20ZM48 207V206H47ZM58 207V206H57ZM57 207H56V209H57ZM67 207V206H66ZM72 207V206H71ZM70 207V208H71ZM121 207V206H120ZM84 208V207H83ZM88 208V207H87ZM151 209H152V207H150ZM149 208V209H150ZM161 208V207H160ZM173 208V207H172ZM177 208H179V207H177ZM8 210H10L11 211V209H9V208H7ZM52 210H55L54 208H51ZM91 209V208H90ZM119 209V208H118ZM126 209H127V207H126ZM131 209H133V208H131ZM150 209V210H151ZM180 209V208H179ZM187 209V208H186ZM239 209V208H238ZM36 210V209H35ZM49 210V209H48ZM47 210V211H48ZM63 210V209H62ZM78 210H81V209H78ZM116 209H114V211H115ZM123 209H121V211H122ZM133 210H135V209H133ZM173 210V209H172ZM183 210V209H182ZM46 211V210H45ZM50 211V210H49ZM58 210H56L55 212H57ZM82 211V210H81ZM145 211H146V209H145ZM153 211H156V210H154V208H153ZM67 212V211H66ZM78 212V211H77ZM116 212V211H115ZM134 212H136V216L137 217H139V219H143V215H142V213H140V211H137V210H135ZM147 212V211H146ZM159 212V211H158ZM236 212V211H235ZM80 213H82V212H80ZM127 213V212H126ZM133 213V212H132ZM148 213V212H147ZM150 213V212H149ZM19 214V213H18ZM25 214V213H24ZM56 214V213H55ZM86 214V212L84 213V215ZM236 214V213H235ZM67 215V214H66ZM117 215H119V214H117ZM134 215V214H133ZM1 216V215H0ZM25 216V215H24ZM89 216V215H88ZM146 216V215H145ZM157 216V215H156ZM184 216V215H183ZM191 216V215H190ZM147 217L148 216H146V219H147ZM162 217V216H161ZM187 217V216H186ZM2 218V217H1ZM27 218V217H26ZM67 218V217H66ZM69 218V217H68ZM159 218H160V216H159ZM149 219V218H148ZM190 219V218H189ZM21 220V219H20ZM118 220V219H117ZM159 220V219H158ZM191 220V219H190ZM33 221V220H32ZM149 221V220H148ZM151 221H153V218H152V220ZM155 221V220H154ZM4 222V221H3ZM2 222V223H3ZM22 222V221H21ZM94 222V221H93ZM185 222V221H184ZM236 222V221H235ZM13 223V222H12ZM16 223V222H15ZM57 223V222H56ZM8 224V223H7ZM6 224V225H7ZM182 224V223H181ZM189 224V223H188ZM191 224V223H190ZM238 224V223H237ZM236 224V225H237ZM13 225H15V224H13ZM19 225V224H18ZM58 225V224H57ZM235 225V226H236ZM21 226V225H20ZM77 226V225H76ZM179 226V225H178ZM183 226H184V224H183ZM105 227V226H104ZM174 227V226H173ZM176 227V226H175ZM187 227V226H186ZM11 228H13V226L11 227ZM102 228V227H101ZM105 228H107V227H105ZM181 228V227H180ZM184 228V227H183ZM197 228V229H198ZM173 229V228H172ZM176 229V228H175ZM190 229V228H189ZM27 230H28V228H27ZM76 230V229H75ZM111 230V229H110ZM114 230H117V229H114ZM143 230V229H142ZM184 230V229H183ZM235 230H236V228H235ZM15 231V230H14ZM44 231V230H43ZM121 231V230H120ZM119 231V232H120ZM144 231V230H143ZM185 231V230H184ZM57 232H59V231H57ZM118 232V233H119ZM172 232H173V230H172ZM186 232V231H185ZM196 232H197V230H196ZM33 232H31L30 234H32ZM62 233V232H61ZM248 233H249V231H248ZM252 233V232H251ZM250 233V234H251ZM2 234V233H1ZM42 234V233H41ZM113 234V233H112ZM187 234V233H186ZM197 234V233H196ZM254 233H252V235H253ZM256 234V233H255ZM13 235V234H12ZM50 235V234H49ZM53 235V234H52ZM67 235V234H66ZM189 235V234H188ZM106 236V235H105ZM113 236L116 238V239H118L119 238V235L117 234V233H114L113 234ZM132 236V235H131ZM175 236V235H174ZM178 236V235H177ZM181 236V235H180ZM253 236H256V235H253ZM3 237V236H2ZM31 237V236H30ZM33 237V236H32ZM31 237V238H32ZM135 237V236H134ZM193 237V236H192ZM197 237H199V236H197ZM128 238V237H127ZM131 238V237H130ZM255 238V237H254ZM257 239H259L258 238V236L256 237ZM137 239V238H136ZM135 239V240H136ZM141 239V238H140ZM147 239V238H146ZM181 239V238H180ZM184 239V238H183ZM182 239V240H183ZM192 239V238H191ZM190 239V240H191ZM198 239V238H197ZM196 239V240H197ZM251 239H253V238H251ZM38 240V239H37ZM105 240V239H104ZM132 240H133V238H132ZM138 240V239H137ZM142 240V239H141ZM255 240V239H254ZM12 241H14V240H12ZM38 241H41V240H38ZM147 241V240H146ZM145 241V242H146ZM235 241V240H234ZM257 242H258V240H256ZM255 241V242H256ZM10 242V241H9ZM31 242V241H30ZM142 242H143V240H142ZM141 242V243H142ZM178 242V241H177ZM180 242V241H179ZM189 242H191V241H189ZM189 242H186L187 244L189 243ZM40 243V242H39ZM39 243H38V245H39ZM93 243V242H92ZM140 243V244H141ZM144 243V242H143ZM142 243V244H143ZM185 243V244H186ZM196 243V242H195ZM124 248H126V247H129L128 245H127V241H125L124 243ZM152 244V243H151ZM176 244H178V243H176ZM18 245V244H17ZM155 245V244H154ZM192 245V244H191ZM26 246V245H25ZM47 246H49V245H47ZM182 246V245H181ZM6 247V246H5ZM21 247H24V246H21ZM27 247V246H26ZM25 247V248H26ZM149 247V246H148ZM153 247V246H152ZM191 247V246H190ZM193 247V246H192ZM191 247V248H192ZM31 248V247H30ZM130 248V247H129ZM129 248L128 249H126V250H129ZM143 248V247H142ZM146 248V247H145ZM181 248V247H180ZM186 248V247H185ZM26 249H28V248H26ZM47 249V248H46ZM138 249V248H137ZM171 249H172V247H171ZM194 249H195V247H194ZM53 250V249H52ZM99 250V249H98ZM125 250V251H126ZM155 250V249H154ZM161 250V249H160ZM180 250V249H179ZM190 250V249H189ZM193 250V249H192ZM191 250V251H192ZM196 250V249H195ZM233 250H235V248H233ZM18 251V250H17ZM124 251V250H123ZM22 252H24V251H22ZM53 252H54V250H53ZM143 252V251H142ZM155 252V251H154ZM157 252V251H156ZM161 252H163V250L161 251ZM165 252V251H164ZM170 252V251H169ZM168 252V253H169ZM188 252V253H187ZM186 253H187V256L189 255V251H187ZM236 252V251H235ZM248 252V251H247ZM35 253H36V250H35ZM99 253V252H98ZM103 253V252H102ZM182 253V252H181ZM193 253V252H192ZM196 253V252H195ZM195 253H193L194 255H195ZM4 254V253H3ZM8 254V253H7ZM11 254V253H10ZM54 254V253H53ZM108 254V253H107ZM146 254H147V251H146ZM157 254V253H156ZM191 254V253H190ZM27 255L28 256H31V253H28L27 252ZM57 255V254H56ZM131 255V254H130ZM129 255V256H130ZM160 255H161V253H160ZM163 255V254H162ZM165 255V254H164ZM166 255H167V252H166ZM169 255V254H168ZM182 255H183V253H182ZM237 255V254H236ZM11 256H12V254H11ZM19 256V255H18ZM58 256V255H57ZM102 256V255H101ZM157 256H159V255H157ZM181 256V255H180ZM238 256V255H237ZM251 256V255H250ZM9 257V256H8ZM41 257V256H40ZM105 257V255L102 257V258H104ZM113 257V256H112ZM118 257V256H117ZM117 257H115V259L117 258ZM164 257V256H163ZM173 257V256H172ZM171 257V258H172ZM189 257V256H188ZM191 257V256H190ZM6 258H7V256H6ZM59 258V257H58ZM111 258V257H110ZM135 258V257H134ZM134 258H133V260H134ZM151 258V257H150ZM160 258V257H159ZM165 258H168L167 256L165 257ZM170 258V257H169ZM175 257H173V259H174ZM258 258V257H257ZM5 259V258H4ZM3 259V260H4ZM46 259V258H45ZM114 259V260H115ZM138 259V258H137ZM146 259V258H145ZM176 259V258H175ZM173 260L172 262V264H179L176 260ZM235 259H236V257H235ZM247 259V258H246ZM263 259V258H262ZM117 260V259H116ZM143 260V259H142ZM189 260V259H188ZM238 260V259H237ZM254 260H255V258H254ZM254 260H253V262H254ZM257 261H259L260 260V258L259 259H256ZM9 261V260H8ZM23 261V260H22ZM46 261H47V259H46ZM52 261V260H51ZM63 261V260H62ZM98 261V260H97ZM97 261H96V263H97ZM109 261H111V260H109ZM170 261V260H169ZM187 261V260H186ZM252 261V260H251ZM14 262V261H13ZM27 262V261H26ZM95 262V261H94ZM93 262V263H94ZM106 262V261H105ZM189 262H190V260H189ZM192 262H193V260H192ZM260 262V261H259ZM18 263V262H17ZM61 263V262H60ZM92 263V262H91ZM132 263H133V261H132ZM203 263H201V264H203ZM250 263V262H249ZM7 264V263H6ZM48 264H51V263H48ZM62 264V263H61ZM152 264V263H151ZM251 264V263H250Z\"/></svg>",
    "mask_w": 264,
    "mask_h": 264
}]
</instances>
